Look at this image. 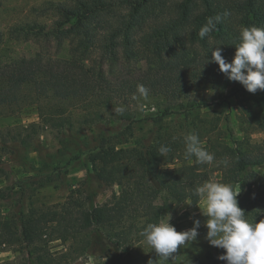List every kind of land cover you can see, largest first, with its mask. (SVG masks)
<instances>
[{
    "label": "trees",
    "instance_id": "trees-1",
    "mask_svg": "<svg viewBox=\"0 0 264 264\" xmlns=\"http://www.w3.org/2000/svg\"><path fill=\"white\" fill-rule=\"evenodd\" d=\"M32 11L50 17V25L17 23L11 27V35L35 39L46 46L52 41L58 45L66 42L69 56L38 51L32 57L17 59L6 71L0 65V72L5 74L0 73V115L5 106L16 111L25 103H34L58 127L73 122L68 107L83 108L82 123L104 119V109L137 100L133 97L139 96V84L149 90V96L161 98L155 103L157 113L149 117L155 121L181 113L186 119L190 113L208 107L206 98L190 95L200 85L213 90L214 99L222 101L246 94L248 91L239 82L229 81L218 64L207 60L211 61L212 51L220 47L226 62H231L241 30L264 28V0H44ZM225 12L229 13L226 17ZM217 14L222 20L216 30L201 39L200 28ZM137 35L143 39V53L156 69L141 72L133 79L110 77L111 66L133 62ZM117 118L132 121L136 116L126 109ZM201 131L196 134L202 135ZM185 135L183 131L157 133L154 143L145 147H117L103 140L98 150L89 154L88 162L100 181H119V192L102 205L78 211L67 207L64 213L45 211L21 219L19 225L1 218L0 245L22 250L38 240L73 238L76 250L91 246L106 257L104 264H118L143 240V228L159 223L173 203H197L200 198L192 195L193 190L209 182L218 169L224 184L233 189L239 184L244 191L237 200L246 218L257 223L264 219V190L253 188L257 181L255 167L264 164V151L258 147L244 150L236 140L205 139V133L199 138L215 161L198 165L194 158L183 157ZM161 146H169L171 151L161 156ZM222 161H227V166L222 163L218 169L213 167ZM171 163L179 165H166ZM81 235L85 236L79 243L77 237ZM224 251L216 248L193 264H226L217 258ZM34 262L30 256L28 264ZM36 264L64 262L41 251Z\"/></svg>",
    "mask_w": 264,
    "mask_h": 264
},
{
    "label": "rangeland",
    "instance_id": "rangeland-1",
    "mask_svg": "<svg viewBox=\"0 0 264 264\" xmlns=\"http://www.w3.org/2000/svg\"><path fill=\"white\" fill-rule=\"evenodd\" d=\"M42 1L4 0L0 4V65L4 71L17 59L32 57L38 51L59 57L69 56L66 42L58 45L52 41L46 46L35 39L16 38L10 33L11 27L17 23L37 21L50 25V17L39 16L32 11ZM133 47L136 53L133 62L111 66L110 77L133 79L141 72L156 69V65L143 53V39L139 35ZM0 85H3L1 79ZM190 95L195 99L206 98L210 104L190 113L186 119L184 113L168 116L162 121L149 118L157 113L155 103L160 97L148 96L146 101L137 98L130 104L119 103L104 109L106 117L90 124L80 122L85 112L83 108L68 107L72 111L73 122L65 127L53 125L34 103H25L16 111L5 106L0 115V219H12L19 225L21 219L45 211L56 209L64 213L67 207L78 211L104 204L114 192H119L121 185L119 181L106 183L97 179L88 162L89 154L97 151L103 140L117 147H145L154 143L152 139L157 133L183 131L189 134L202 129V135L207 133L205 139L236 140L244 150L258 147L264 151V90L222 101L214 99L213 90L200 85L192 89ZM118 106L133 111L136 118L132 121L118 119L114 112ZM221 165L222 162H218L213 167L218 169ZM255 171L257 181L253 188L255 191L264 190V164L256 166ZM210 181L223 183L221 170L214 171ZM234 190L244 193L239 184ZM258 204L261 203L258 201ZM199 208L203 211L201 199L197 203L187 200L173 203L164 213L162 220L170 215L169 222L178 232L193 227V220L201 221L196 240L191 245L178 248L173 259L161 261L142 240L118 264H193L196 258H206L217 247L211 246L205 238L207 218ZM84 236L77 237L79 243ZM75 247L73 238L48 242L38 240L22 250L17 246L0 245V264H28L30 256L36 264L41 251L61 258L64 264H104L106 261V257L94 247L88 246L83 251Z\"/></svg>",
    "mask_w": 264,
    "mask_h": 264
},
{
    "label": "clouds",
    "instance_id": "clouds-1",
    "mask_svg": "<svg viewBox=\"0 0 264 264\" xmlns=\"http://www.w3.org/2000/svg\"><path fill=\"white\" fill-rule=\"evenodd\" d=\"M229 13L225 12L224 17ZM222 16L207 19L199 30V37L205 39L221 22ZM235 45L234 58L226 62L222 56V49L216 47L212 51L211 61L219 66L229 81L239 82L249 93L264 90V28H243ZM138 97L147 100L149 90L142 84L137 85ZM123 106L114 109L115 114L123 115ZM185 160L195 159L198 165H212L215 156L202 146L196 133H189L183 137ZM159 154L164 156L171 151L169 146H161ZM227 166V161H222ZM230 184L219 182H205L197 186L192 195L203 201L201 213L207 219L206 239L211 246L224 249V254L217 258L226 261V264H264V219L258 223L249 221L243 209L238 206L237 196ZM171 216L159 223H149L140 232L143 241L154 251L161 261H169L178 248L191 245L198 236L201 227L199 219L193 220V227L182 232L170 224ZM151 261V260H150ZM149 261V262H150Z\"/></svg>",
    "mask_w": 264,
    "mask_h": 264
}]
</instances>
